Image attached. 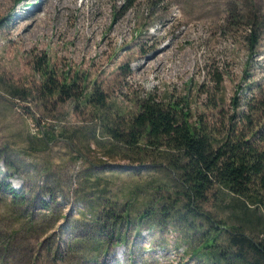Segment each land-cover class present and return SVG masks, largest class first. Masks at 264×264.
<instances>
[{"label": "rangeland", "instance_id": "1", "mask_svg": "<svg viewBox=\"0 0 264 264\" xmlns=\"http://www.w3.org/2000/svg\"><path fill=\"white\" fill-rule=\"evenodd\" d=\"M43 1L0 0V264H264L240 263L227 231L241 214L217 198L201 205L221 231L204 250L215 231L184 209L172 172L129 160L107 134L126 132L149 95L220 130L246 126L235 111L264 99V0ZM44 58L56 79L98 87L108 117L43 98ZM257 125L264 135V116ZM242 233L257 243L264 229Z\"/></svg>", "mask_w": 264, "mask_h": 264}, {"label": "trees", "instance_id": "2", "mask_svg": "<svg viewBox=\"0 0 264 264\" xmlns=\"http://www.w3.org/2000/svg\"><path fill=\"white\" fill-rule=\"evenodd\" d=\"M23 1L17 0L18 4ZM250 38L255 45L256 37L251 34ZM35 70L43 77V98L55 99L56 104L85 101L98 111L103 110V116L108 117L105 112L108 98L98 87L87 91L78 85L77 77L56 79L46 58L35 63ZM238 100V97L234 99L235 109L239 106ZM257 105L256 110L250 107L247 112L235 111V117L246 122V126L237 129L224 122L220 130L202 117H193L187 104L171 98L160 102L149 95L139 101L138 111L127 121L126 132L118 124H112L107 133L114 145L127 150L129 160L141 163L151 160L154 161L151 168L164 164L172 172L187 201L184 209L188 214L205 217L215 231L204 250H216L221 231L213 226V217L202 212L201 205L217 198L239 211L242 225L233 226L227 232L231 246L239 249L240 263L247 262L250 253L264 260V235L260 242L254 243L242 233L243 224L264 229V135L257 127L259 118L264 116V99ZM217 256L214 260L223 264V254L217 253Z\"/></svg>", "mask_w": 264, "mask_h": 264}, {"label": "bare ground", "instance_id": "3", "mask_svg": "<svg viewBox=\"0 0 264 264\" xmlns=\"http://www.w3.org/2000/svg\"><path fill=\"white\" fill-rule=\"evenodd\" d=\"M61 1L62 0H44L43 1V3H42V5L43 6H45L44 8H43V12H46V9H47V11H48V8L47 7H49V6H51L52 8L54 7V6H56L57 4H60L61 3ZM63 6V5H62ZM61 6V7H62ZM61 10V9H60ZM59 13V12H58ZM91 29H92V27H91ZM92 32V31H91ZM92 34V33H91ZM90 37V36H89ZM93 39H94V34H92L91 35V37H90V40L91 41H93Z\"/></svg>", "mask_w": 264, "mask_h": 264}, {"label": "built area", "instance_id": "4", "mask_svg": "<svg viewBox=\"0 0 264 264\" xmlns=\"http://www.w3.org/2000/svg\"><path fill=\"white\" fill-rule=\"evenodd\" d=\"M105 159V158H104ZM15 181V183H17V181H19L18 179L17 180H14Z\"/></svg>", "mask_w": 264, "mask_h": 264}, {"label": "water", "instance_id": "5", "mask_svg": "<svg viewBox=\"0 0 264 264\" xmlns=\"http://www.w3.org/2000/svg\"><path fill=\"white\" fill-rule=\"evenodd\" d=\"M129 168H133V167H128V169H129Z\"/></svg>", "mask_w": 264, "mask_h": 264}]
</instances>
